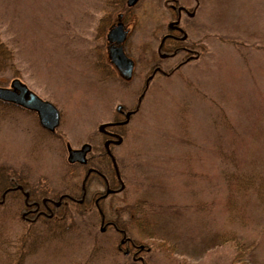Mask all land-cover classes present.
Listing matches in <instances>:
<instances>
[{
	"label": "rangeland",
	"instance_id": "1",
	"mask_svg": "<svg viewBox=\"0 0 264 264\" xmlns=\"http://www.w3.org/2000/svg\"><path fill=\"white\" fill-rule=\"evenodd\" d=\"M166 1L0 0V39L14 55L0 67V86L19 78L62 112L50 136L31 115L7 118L0 108V174L10 168L41 193L80 196L85 172L67 163L66 143L102 148L99 125L113 119L118 104L136 106L149 64L158 60ZM197 1L179 2L197 3L196 15L183 21L190 39L203 43L201 57L150 83L123 143L113 147L126 188L102 199V210L115 220L125 205L155 209L151 221L161 229L153 239L141 236L126 212L120 218L128 235L151 246L139 252L149 264H264V0ZM119 12L137 61L129 82L98 72L106 53L102 26ZM94 181L90 194L104 190ZM79 206L85 215L73 219ZM19 208L0 205V264H19L17 241L30 224ZM60 210L77 229L56 239L43 233L49 240L22 264H129L139 256L115 253L120 238L101 223L92 199ZM234 236L258 241L254 263L228 239Z\"/></svg>",
	"mask_w": 264,
	"mask_h": 264
},
{
	"label": "flooded vegetation",
	"instance_id": "2",
	"mask_svg": "<svg viewBox=\"0 0 264 264\" xmlns=\"http://www.w3.org/2000/svg\"><path fill=\"white\" fill-rule=\"evenodd\" d=\"M179 1L180 0L166 1L170 16L166 29L161 33L160 41L156 48L158 60L149 64L144 88L138 97L136 106L129 108L124 104H118L116 106L113 119L102 123L105 124L104 128L102 129L100 128L102 124L99 125L98 130L102 135V148H97V146L94 145L92 141L83 143L89 144L91 148L86 154V163H74L80 168H83L85 172L81 182L80 196L76 197L69 193L66 189L60 192V194L56 195H52L48 192L41 193L37 188L31 184H28L23 174H19L17 171L14 172L10 168H6L2 173L0 181V205L5 203H16L18 206H20L18 212L21 220L24 222L33 223L37 220H42L43 218L49 219L54 217L57 215L58 209H60L62 206L68 205V203L85 204V202H90L92 199L95 207L99 211L101 223L105 225L112 224V221L106 218L102 210L101 201L102 199H106L111 194L122 192L121 190L126 188L120 165L118 163V158L113 152V147L119 146L123 143L126 134L125 128L130 123L132 117L138 112L150 83L159 75L166 78L174 75L173 73L180 66L195 59H199L202 54L203 43L190 39V34L188 33V27L186 24L187 20L185 21L184 19L183 21V16H186V19H190L196 15V10L198 8L197 3L189 8L187 5H184ZM120 21H123L126 29L123 50L134 60L133 74L129 79H126L122 76L119 68L114 65L109 58V49L114 47L116 42L110 41L107 37V34L111 27L115 24H118ZM104 34L106 45L103 44V46L106 48V53L103 52L102 54L103 57L101 59L102 65H100V74L105 79H112L118 76L123 81H131L136 71L137 61L131 56L129 51L130 48L127 41L129 39L130 29L126 25V22H124V15L122 12L118 13L116 21L113 19V21L110 22L108 30L107 32L105 31ZM178 56H181V58L174 64H170V61L178 58ZM164 62L168 63L165 64ZM0 102L3 103L0 106L1 112H3L2 115L7 116V118H14L17 115L29 114L35 119L37 126L41 130L50 136H56V132L51 133L41 127L36 112L26 110V108L16 103L1 100ZM119 106L120 108L118 109ZM110 166L111 170L109 171L108 168ZM94 178H98V181H101L104 184V190H96L90 194L91 186L95 182ZM120 242L119 250L128 252V254H132L133 252L134 254H138L139 248L137 245L133 244L132 241L128 239V237L121 239ZM134 248H138L137 253L134 251Z\"/></svg>",
	"mask_w": 264,
	"mask_h": 264
},
{
	"label": "trees",
	"instance_id": "3",
	"mask_svg": "<svg viewBox=\"0 0 264 264\" xmlns=\"http://www.w3.org/2000/svg\"><path fill=\"white\" fill-rule=\"evenodd\" d=\"M115 2H117L118 5H122L124 3V0H115ZM104 22L105 23L103 24L102 31H101L102 35L105 33L108 26L110 25V22H111L110 16L108 18V21H104ZM13 58H14V55H13L12 50L8 47L7 44H5V42H3L0 39V67L8 65L9 62L12 63ZM100 71H101V69H99L98 72H100ZM2 104L3 103L0 102V106ZM44 133L47 134L46 132H44ZM1 176H2V174H0V181H1ZM227 179H229V177H227ZM255 192L258 193V195L260 194L259 189H256ZM124 207H127V208H123V209H127V211H125V212H126V215H128V217H129L128 220L130 221V223H132V227L136 231H138V233L141 236L153 239L159 235V231H160L161 227L157 226V225L154 227L155 220L151 221V214L152 213L154 214V210H155V209H153L152 206H150L149 204H145L142 207V206H139L138 204H134V205L130 204L128 206L125 205ZM85 210H86L85 208L82 207V209H81V207H80L79 211H74L75 213L71 214L70 217H73V219H76L77 217H83L85 215ZM125 212L121 213L120 216L118 215V217H116L115 220H111L112 224H109L107 226H112L113 231L117 233L120 240L128 237V239H130V241H132L133 244L137 245L140 253L152 252V248L149 244H143V243L139 242L137 239L128 235L129 228L127 226H125L123 223H121V220H120V218L122 219L121 216ZM69 215H70L69 213L61 211L59 209L57 211V215H55L54 217H51L49 219L43 218L42 220H37L36 222L30 223L26 229V232H24V234H21L20 237L18 238L17 242H19V243L17 244V250H16L18 252L15 255L16 261H18L19 264L20 263L22 264V262H24L25 259L27 258V255L31 254V252L29 253V251H32V250L38 248L39 245L43 244V241L49 240L48 236L42 235L43 233H48L50 235L51 239H56L57 237L61 238L66 233L77 229L78 224H76L75 222L73 223L71 221L70 223L69 222L66 223ZM105 229H107V228H105ZM262 232H263L262 234L264 235V229L262 230ZM103 233L104 232H102V234ZM211 238L215 241L217 239V234L211 236ZM228 239L235 241L238 248H240V249L245 248L246 249L245 251L249 252V257L251 258V261L254 263L255 254H256L257 248L259 246L258 241L256 242V240H254V241L249 240V242H246V241L241 240L240 238H237L236 236H234V238H228ZM228 239H224L223 242L227 241ZM120 243L121 242L119 241L115 253L117 254V253L122 252L124 254V257L127 258L131 254H128V252H125L123 250H119ZM138 248L137 249L134 248V251L136 253L138 251ZM139 252L137 255H139ZM126 263H127V261H126ZM85 264H87V263H85ZM129 264H149V263H148V260L146 258H144V256L139 255L137 257H132V260L130 261Z\"/></svg>",
	"mask_w": 264,
	"mask_h": 264
},
{
	"label": "water",
	"instance_id": "4",
	"mask_svg": "<svg viewBox=\"0 0 264 264\" xmlns=\"http://www.w3.org/2000/svg\"><path fill=\"white\" fill-rule=\"evenodd\" d=\"M137 1L127 0V5L133 6ZM125 36L126 31L122 23L110 29L108 39L110 41H116L117 45L109 49V57L119 68L121 74L126 78H130L133 73L134 62L123 50L122 43ZM0 100L16 103L28 110L35 111L41 126L50 132H54L60 124V112L58 108L50 101L39 97L19 78H14L9 87L0 86ZM104 126L105 124H102L100 128L102 129ZM90 148L91 146L87 143L83 144L80 148H73L70 144H67L68 162L86 163V154Z\"/></svg>",
	"mask_w": 264,
	"mask_h": 264
}]
</instances>
